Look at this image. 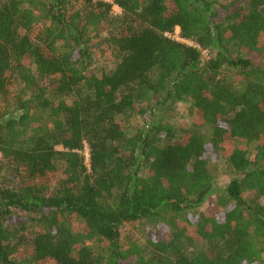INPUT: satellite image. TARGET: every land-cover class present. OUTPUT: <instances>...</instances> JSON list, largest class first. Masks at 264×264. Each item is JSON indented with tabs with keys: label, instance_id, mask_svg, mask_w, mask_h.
Wrapping results in <instances>:
<instances>
[{
	"label": "trees",
	"instance_id": "obj_1",
	"mask_svg": "<svg viewBox=\"0 0 264 264\" xmlns=\"http://www.w3.org/2000/svg\"><path fill=\"white\" fill-rule=\"evenodd\" d=\"M109 1L0 0V264H264V0Z\"/></svg>",
	"mask_w": 264,
	"mask_h": 264
},
{
	"label": "rangeland",
	"instance_id": "obj_2",
	"mask_svg": "<svg viewBox=\"0 0 264 264\" xmlns=\"http://www.w3.org/2000/svg\"><path fill=\"white\" fill-rule=\"evenodd\" d=\"M121 9L118 7L114 8L112 11L113 16H119L121 15ZM261 59L262 64L264 65V55ZM115 67V61H114V55L112 52V49L110 48H102L99 53L96 55L93 65V70L96 72L99 71H107L110 69H113ZM6 105L4 104L2 107H0V112L3 113L6 110ZM188 108L189 104L186 102H177L171 105H167L165 107H162L159 112L158 116L161 120L164 121V123H169L174 126H187L191 127L192 122L190 117H188ZM144 123L141 121L140 118H129L127 123L125 124L126 127H136L140 128L142 127ZM132 130V129H131ZM202 133L206 136H211V130L209 128H204ZM60 150H62L60 148ZM88 150V149H87ZM251 150L253 148L251 147ZM85 155L86 162L89 164L90 160V154L89 150L87 151ZM1 159V155H0ZM209 169L212 171V173L216 177V192L210 197V199L201 207V211L204 213H208L209 215H216L218 212H220V208L216 205V199L218 198V195H220L223 191L227 189L229 184L232 182V180L235 178V174H233L229 168L227 167L226 163L215 162L211 163ZM11 226L14 228H19V223L16 220H12ZM195 223L191 225L190 232L191 234H194L195 230ZM124 241L126 243L130 242H138L142 246L146 244L148 240L151 239V237L154 236V238H162V233H159L156 229H150L148 231L145 227H138V228H125L123 232ZM195 248H201L199 244L195 245Z\"/></svg>",
	"mask_w": 264,
	"mask_h": 264
},
{
	"label": "built area",
	"instance_id": "obj_3",
	"mask_svg": "<svg viewBox=\"0 0 264 264\" xmlns=\"http://www.w3.org/2000/svg\"><path fill=\"white\" fill-rule=\"evenodd\" d=\"M94 1H107V2H110L109 0H94ZM114 8H116V6H115ZM166 36H167L168 38H170V39H173V40H176V41L182 42V43H184V44H187V45H190V46H196V45H194V43H192V42H190V41H188V40L183 39V38L180 36V31H179V30H177L175 34H167ZM196 47H197V46H196ZM204 56H205V57H208L207 52H204ZM87 151H88V150H87V148H86L85 154L87 153Z\"/></svg>",
	"mask_w": 264,
	"mask_h": 264
}]
</instances>
